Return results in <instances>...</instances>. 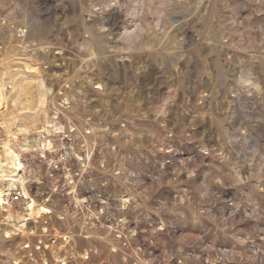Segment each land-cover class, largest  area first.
<instances>
[{"label": "clouds", "instance_id": "obj_1", "mask_svg": "<svg viewBox=\"0 0 264 264\" xmlns=\"http://www.w3.org/2000/svg\"><path fill=\"white\" fill-rule=\"evenodd\" d=\"M41 4H47L48 15L38 29L0 28V149L7 144L19 153L22 172L31 177V188L26 190L37 193L47 187L49 199L58 194L52 168L60 163L59 146L66 140L79 143L81 153L91 152L98 160L108 155L105 142L97 144L99 138L88 135L89 129L95 132V125L107 120L104 106L92 100L116 92L106 66L127 60L134 66L126 71L138 77L150 71L152 65L146 62L153 54L180 60L195 55L208 78L211 106L206 126L217 146L205 150V155H212V166L219 173L215 182L264 179V0H41ZM39 80L50 90L48 120L55 119L62 129L55 136L49 135L43 114L37 118L22 103L25 90L30 84L35 88ZM237 106L243 113L239 126L233 120ZM29 138L36 145H57L55 163L50 165L38 146L26 150ZM234 143L238 149H233ZM86 171L88 166L79 175ZM134 175L127 167L115 173L130 201L152 190L151 181L129 179ZM95 199L109 219L112 209L107 200L99 195ZM183 199L203 214L201 205L214 204L219 196L205 188L191 195L186 192ZM121 205L117 211L127 207L122 201ZM6 215L0 212V264H53L41 244L43 234L27 227L18 231L17 223ZM249 238L237 237L241 246ZM104 251L99 246L80 255L87 261L92 252L95 264H109L101 255ZM241 259L233 264H241ZM221 260L227 264L222 255Z\"/></svg>", "mask_w": 264, "mask_h": 264}, {"label": "rangeland", "instance_id": "obj_2", "mask_svg": "<svg viewBox=\"0 0 264 264\" xmlns=\"http://www.w3.org/2000/svg\"><path fill=\"white\" fill-rule=\"evenodd\" d=\"M47 15V4L42 6L41 0H0V28L38 29ZM146 63L152 65L150 71L138 77L126 71L134 66L127 60L106 66L109 84L116 92L106 99L92 100L94 105L104 106L107 120L95 125V132L89 129L88 135L98 137L97 144L103 140L108 155L98 160L87 152V157L80 152L79 143L71 140L59 146L60 163L52 168L58 194L49 199L47 187L37 193L27 190L37 201L45 199L50 207L47 215L28 221L29 229L43 234L41 244L53 264H60L53 251L66 257V264H95L94 253L89 252L87 261L80 259L79 253L99 246L105 249L101 255L109 264H224L221 255L227 264H233L237 257L242 258L241 264H264V179L244 182L233 177L222 184L215 182L219 173L205 150L216 148L217 141L206 126L211 97L199 60L195 55L180 60L153 54ZM233 120L235 126L243 121L238 106ZM232 130L228 128V132ZM61 131L50 128L49 135ZM38 147L48 163L54 164L57 145ZM232 147L238 149L239 144ZM68 148L74 153L67 156ZM214 163L219 164V160ZM86 166L88 171L81 177L79 173ZM121 167L135 173L130 180L151 181L152 190L117 211L122 206L120 195H126L115 176ZM21 173L27 176L26 187L31 188V177ZM205 188L219 200L201 205L206 210L201 214L183 198L186 192L191 195ZM16 193L9 195V208L24 212L23 200ZM74 195L83 202L75 205ZM97 195L111 206L107 220ZM16 196L19 201L13 200ZM178 199L182 201L179 204ZM0 212L6 209L0 208ZM208 216L213 219H206ZM122 218L123 226L119 224ZM62 234L69 235L67 241ZM245 234L250 238L241 246L237 237Z\"/></svg>", "mask_w": 264, "mask_h": 264}, {"label": "bare ground", "instance_id": "obj_3", "mask_svg": "<svg viewBox=\"0 0 264 264\" xmlns=\"http://www.w3.org/2000/svg\"><path fill=\"white\" fill-rule=\"evenodd\" d=\"M99 87V86H98ZM50 90L45 87L42 80L35 82V88L32 87L30 84L28 88L23 93L25 99L23 100V104H25L29 109L33 110L37 114V118L41 114L44 116V123L45 127L48 129L53 128L55 130L60 129L57 126V122L55 119L48 120L47 111H46V97ZM33 105L34 108H33ZM43 147L50 148L51 143L47 144H39ZM36 142L34 140H30L27 145H25V149L29 147H37ZM67 156L74 153L73 148H68ZM88 157V153H87ZM87 159V158H86ZM50 162V161H49ZM22 166H21V158L18 152L14 151L13 148L8 147L7 144L0 149V208L6 209V219L9 222L15 221L17 223V230H23L25 227L29 228L28 221L30 219L37 220L39 217H43L45 214L49 213V204L45 199H41L37 201L34 199L26 190L25 179L27 176H24L22 173ZM68 179L70 178L68 176ZM19 192L20 197L23 200V204L26 207L23 208V211L19 209H15L13 212L11 211L10 202L8 201L9 195L12 193ZM17 194V193H16ZM75 205L81 204L82 200L75 197ZM120 199L123 202V205L128 203L127 195H120ZM83 202V201H82ZM120 225H124V218L119 220ZM159 225H162L160 223ZM162 228V227H161ZM62 239L67 241L69 235L62 234ZM50 246V245H48ZM85 251V250H84ZM54 257L60 262L63 261V264H66V259L64 256L60 255L58 251H53ZM80 259L84 260V258L80 255ZM89 257V252H88Z\"/></svg>", "mask_w": 264, "mask_h": 264}]
</instances>
